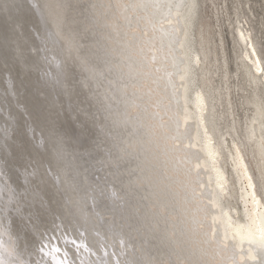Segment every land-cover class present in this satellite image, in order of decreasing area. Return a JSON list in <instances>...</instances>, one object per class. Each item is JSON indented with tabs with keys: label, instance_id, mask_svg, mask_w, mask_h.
Instances as JSON below:
<instances>
[{
	"label": "bare ground",
	"instance_id": "1",
	"mask_svg": "<svg viewBox=\"0 0 264 264\" xmlns=\"http://www.w3.org/2000/svg\"><path fill=\"white\" fill-rule=\"evenodd\" d=\"M59 3L67 8L62 13L64 22L58 25L49 10ZM199 3L200 0H0V208L8 206V199L13 198L12 214L5 216L0 212L3 222L0 228L9 232L12 239L9 235L2 238L6 245H17L21 259L30 258L31 245L24 236L28 213L18 214L16 209L31 208L51 188L53 177L45 174L49 164L61 176L74 171L77 162L71 157L81 148L77 137L83 121L82 110H88L90 103L106 110L109 124L116 122L111 127L101 125L100 135L110 132L120 158L117 159L114 148L111 157L105 154L91 160L87 165L89 177L96 173L115 180V191L124 198L128 212L170 242L182 258H190L196 264H232L238 259L232 249L211 244L200 231L188 226L187 217L192 209L185 201L189 204L192 201L185 192L184 169L173 159L175 110L169 106L172 89L166 74H173L179 83V76L187 70L192 105L190 123L198 115L193 89L204 93L214 140L211 150L218 153L215 164L211 156L207 157L208 174L212 176L213 186L218 179L217 170L227 177V196H218L219 202L234 221L244 223V231L252 232L260 225L246 215V208L251 210L252 204L240 184L228 144L231 142L240 148L258 190L264 192V114L259 106L264 98L261 84L250 81L242 55L235 73L240 82L234 81L235 86L230 84L233 76L227 69L228 62L223 56L220 59V52L212 46V25L199 22ZM117 4L127 7H117ZM136 4L145 6L131 7ZM181 30L185 33L186 63L167 56L172 47L170 33L179 34ZM241 31L252 35L238 20L233 42L235 48L242 50ZM80 36H84L83 47L78 53L70 51V40ZM130 38L137 42L147 39L159 46L160 51L155 53L158 73L147 77L129 73L128 65L139 66L134 58L126 59ZM195 56L200 57L198 67ZM81 57L87 64L81 62ZM219 68L222 86L214 78ZM232 86L234 92L244 93L241 96L244 140L241 141L236 139L240 120L235 116L229 92ZM245 104L253 105L251 114ZM61 136L63 150L69 154L67 161L56 158L60 151L57 139ZM40 137L46 139V151L37 144ZM201 140L207 152V141L202 136ZM112 190L113 184L109 183L103 197L109 204ZM92 197L88 188L66 197V202L70 198L74 208L68 233L77 235L74 227L86 229L90 245L105 238L108 230L105 218L110 215L105 204L91 212ZM96 200L98 203L101 200L98 194ZM82 213L87 214V220ZM12 219L16 224L8 228ZM134 244V248L129 246L120 257L122 260L147 259L149 253L157 259L165 258L157 246L141 248L139 241ZM82 255L70 252V258L77 264ZM6 258H9L7 254Z\"/></svg>",
	"mask_w": 264,
	"mask_h": 264
},
{
	"label": "snow or ice",
	"instance_id": "2",
	"mask_svg": "<svg viewBox=\"0 0 264 264\" xmlns=\"http://www.w3.org/2000/svg\"><path fill=\"white\" fill-rule=\"evenodd\" d=\"M34 6L38 7L37 4ZM145 5H131V7H143ZM187 7V5H184ZM117 7H127V5L117 4ZM176 7H180L177 5ZM67 6L63 3L54 4L49 12L53 14L58 25L64 22L65 17L62 15ZM171 45L167 56L175 57L181 63L185 60V33L183 30L177 34L175 31L170 33ZM239 38L243 42L241 55L247 62V71L250 81L264 84V38L260 40L259 50L257 45L253 43V37L250 33L244 31L239 33ZM84 36L79 39L73 37L69 42V49L72 52H79L83 47ZM128 56L126 59L134 58L139 62L138 67L128 65L129 73L136 75L149 76L152 73H158L155 53L159 52V46L155 43H149L147 39H140L138 42L130 38L126 44ZM81 62L87 64V60L81 57ZM194 62L199 66L200 57L195 56ZM168 85L171 87V98L169 106L172 107L175 115V133L172 137L171 147L176 155L173 157L175 162L183 167L185 174V192L191 198V203L185 201L192 211L187 217L188 226L191 229L200 231L213 245H217L222 249H232L238 259L233 260L232 264H264V192L257 188L256 182L248 169L245 157L241 150L234 143H229L228 148L232 155V164L240 178V184L244 191L248 193V199L251 201L252 208H246V215L259 223V227L255 232L251 230L244 231V223H237L233 220L231 213H225L218 196L226 198V176H222L217 170L218 179L213 186L212 176L209 175L207 168V157L211 156L213 163L218 157V153L211 150L214 143L211 128L207 119L209 112L208 103L204 98V93L199 89L195 91L196 109L198 115L196 120L190 123V109L192 105L189 101V84L187 81V70L179 76V83L175 82L173 74L168 73ZM174 98V99H173ZM260 109L264 114V99L260 100ZM83 121L78 130V141L80 150L73 154L71 159L76 161L74 171L72 173L65 172L63 176L52 165L45 169V174L53 177L51 188L45 193L43 198H37L31 208L16 209V213L25 211L28 213L24 222L26 231L24 236L29 241L31 247L28 251L29 259H21L17 255L18 248L15 243L6 245L4 235H9L8 231L0 228V264H77V261L70 258L71 255L81 256L78 264H196V261L187 257H181L177 251L170 246V242H166L155 230H149L143 221L128 212L124 198L118 196L115 191V180L111 177H101L96 173H92L89 177L87 165L91 160L97 159L98 156L113 155L115 148L117 159L119 156V148L115 143V139L111 137L110 132L100 133L104 127L115 126L116 122L109 124V116L106 110L99 105L93 106L90 103L88 110H82ZM255 123V122H254ZM193 130L196 135H193ZM207 141L208 150L202 146V140ZM184 137L185 139H181ZM37 144L47 150L46 139L40 137ZM60 145V151L56 153L58 161H67L69 154L63 150V136L57 139ZM83 169V171H81ZM206 177V178H205ZM109 183L113 184L110 199L111 204L104 200L106 190ZM85 188L91 189L93 193L90 211L94 212L95 208L100 204H105L110 215L105 219L108 222V230L105 238L99 242L90 245L87 241V230L74 231L77 235H69L68 227L72 224L74 215L73 202L66 197L69 193H79ZM101 197L99 203L96 195ZM13 198L10 197L7 205L0 208L5 216L12 214ZM79 206V201L76 202ZM85 220L87 214L82 213ZM3 222L0 221V224ZM16 224L15 219L9 220L8 228ZM83 225H81V229ZM99 235V232H97ZM172 239H175V233H172ZM109 241H112L109 243ZM134 241H139L141 248L146 245L157 246L163 251L164 259H157L149 253L147 259H139L135 261L122 260L120 257L125 255L129 246L135 247ZM71 246V248L69 247ZM178 245L176 248L178 249ZM6 254L7 257L6 258ZM15 256L16 259L10 257ZM38 258H31V257ZM94 257V259L92 258Z\"/></svg>",
	"mask_w": 264,
	"mask_h": 264
},
{
	"label": "rangeland",
	"instance_id": "3",
	"mask_svg": "<svg viewBox=\"0 0 264 264\" xmlns=\"http://www.w3.org/2000/svg\"><path fill=\"white\" fill-rule=\"evenodd\" d=\"M213 2V4H212ZM200 0L199 3V22H206L212 25L211 30L213 31L212 46L218 50V57L221 59L223 56L227 60V69L231 72L233 76L230 80V84L234 85V81L238 84L240 80L236 79L235 73L237 70V63L239 62L241 55V49L234 47L233 42V30L234 26L239 23L245 26L252 33L253 40L257 47H260V40L264 38V0ZM248 5V6H246ZM248 26V27H247ZM197 32V31H196ZM218 32L220 36H218ZM217 33V35H216ZM196 34V33H195ZM223 48V49H222ZM217 66V64H216ZM218 67V66H217ZM216 67V69H217ZM220 68L218 69L215 78V83L222 86L220 81ZM230 87L229 92L231 93L232 101L235 109V116L238 121L239 136L236 139H243V99L241 98L243 91L236 90L234 92V87ZM261 91L263 92L264 98V84H261ZM240 93V94H239ZM245 108L248 113H252V104H245ZM224 108H221V111ZM253 162V158L250 157ZM255 173L256 168L253 166ZM260 179L258 178V181Z\"/></svg>",
	"mask_w": 264,
	"mask_h": 264
},
{
	"label": "water",
	"instance_id": "4",
	"mask_svg": "<svg viewBox=\"0 0 264 264\" xmlns=\"http://www.w3.org/2000/svg\"><path fill=\"white\" fill-rule=\"evenodd\" d=\"M4 148H5V146H4Z\"/></svg>",
	"mask_w": 264,
	"mask_h": 264
}]
</instances>
